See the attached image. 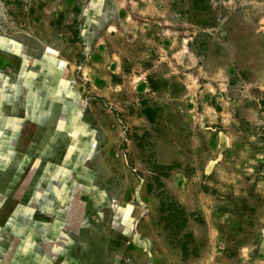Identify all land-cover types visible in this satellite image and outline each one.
I'll return each mask as SVG.
<instances>
[{
	"label": "rangeland",
	"instance_id": "rangeland-1",
	"mask_svg": "<svg viewBox=\"0 0 264 264\" xmlns=\"http://www.w3.org/2000/svg\"><path fill=\"white\" fill-rule=\"evenodd\" d=\"M262 94L264 0H0V264H264Z\"/></svg>",
	"mask_w": 264,
	"mask_h": 264
},
{
	"label": "crops",
	"instance_id": "crops-1",
	"mask_svg": "<svg viewBox=\"0 0 264 264\" xmlns=\"http://www.w3.org/2000/svg\"><path fill=\"white\" fill-rule=\"evenodd\" d=\"M55 155V157L59 158L60 154H52ZM10 220L8 219V217H1L0 216V238L3 237L5 238L6 234L9 235V237L11 236V224H10ZM5 245V244H3Z\"/></svg>",
	"mask_w": 264,
	"mask_h": 264
},
{
	"label": "trees",
	"instance_id": "trees-1",
	"mask_svg": "<svg viewBox=\"0 0 264 264\" xmlns=\"http://www.w3.org/2000/svg\"><path fill=\"white\" fill-rule=\"evenodd\" d=\"M258 104H259V107H260L261 112L264 113V94H262V96H260L258 98ZM263 132H264V129H263Z\"/></svg>",
	"mask_w": 264,
	"mask_h": 264
}]
</instances>
